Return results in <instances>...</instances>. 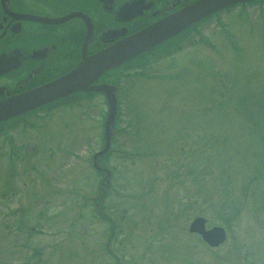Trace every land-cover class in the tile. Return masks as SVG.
Masks as SVG:
<instances>
[{
	"label": "rangeland",
	"instance_id": "rangeland-1",
	"mask_svg": "<svg viewBox=\"0 0 264 264\" xmlns=\"http://www.w3.org/2000/svg\"><path fill=\"white\" fill-rule=\"evenodd\" d=\"M202 35L118 72L125 104L107 175L91 161L101 98L52 112L63 151L44 150L28 173L0 171V191L16 187L0 202V264H264V6ZM195 216L226 241L190 233Z\"/></svg>",
	"mask_w": 264,
	"mask_h": 264
},
{
	"label": "flooded vegetation",
	"instance_id": "flooded-vegetation-1",
	"mask_svg": "<svg viewBox=\"0 0 264 264\" xmlns=\"http://www.w3.org/2000/svg\"><path fill=\"white\" fill-rule=\"evenodd\" d=\"M203 1L0 0V171L28 173L33 161L39 164L42 157L46 158L44 150L51 156L56 155L55 147L63 151L62 128L51 117L55 109L95 96L109 107L107 93L102 90H78L33 107L24 103L29 94L97 52ZM259 5L264 6V0H245L220 8L105 71L90 86L109 85L115 94L116 108L122 109L125 94L119 71L204 42L202 31L208 25H216L223 14ZM76 141L78 138L72 140ZM72 146L68 150L75 153ZM44 163L47 160L41 164ZM12 183L8 192L0 191L3 205H10L9 197L15 196Z\"/></svg>",
	"mask_w": 264,
	"mask_h": 264
},
{
	"label": "water",
	"instance_id": "water-1",
	"mask_svg": "<svg viewBox=\"0 0 264 264\" xmlns=\"http://www.w3.org/2000/svg\"><path fill=\"white\" fill-rule=\"evenodd\" d=\"M245 0H204L194 4L157 24L143 28L139 32L129 36L119 44L110 46L93 56L84 59L76 68L54 81L42 86L29 94L26 104L31 107L37 104L49 102L59 97L66 96L78 90H102L107 93L109 109L105 121L103 148L94 156L96 167L97 156L105 154L109 150L112 125L116 116V100L112 88L107 84L90 86V83L101 76L106 70L115 67L129 58L155 46L164 38L181 31L192 23L204 18L210 13ZM108 90V92H107ZM111 92V93H110ZM206 226V219L196 216L189 225V231L198 233L211 247L219 246L226 239V231L221 226Z\"/></svg>",
	"mask_w": 264,
	"mask_h": 264
},
{
	"label": "bare ground",
	"instance_id": "bare-ground-1",
	"mask_svg": "<svg viewBox=\"0 0 264 264\" xmlns=\"http://www.w3.org/2000/svg\"><path fill=\"white\" fill-rule=\"evenodd\" d=\"M93 157V156H92Z\"/></svg>",
	"mask_w": 264,
	"mask_h": 264
}]
</instances>
